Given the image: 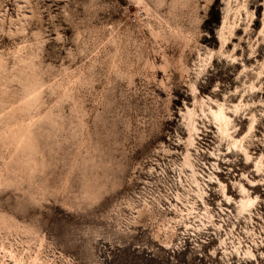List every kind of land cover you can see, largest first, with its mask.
Returning <instances> with one entry per match:
<instances>
[{
  "label": "rangeland",
  "instance_id": "obj_1",
  "mask_svg": "<svg viewBox=\"0 0 264 264\" xmlns=\"http://www.w3.org/2000/svg\"><path fill=\"white\" fill-rule=\"evenodd\" d=\"M0 264H264V0H0Z\"/></svg>",
  "mask_w": 264,
  "mask_h": 264
},
{
  "label": "bare ground",
  "instance_id": "obj_2",
  "mask_svg": "<svg viewBox=\"0 0 264 264\" xmlns=\"http://www.w3.org/2000/svg\"><path fill=\"white\" fill-rule=\"evenodd\" d=\"M252 87H253V85H252ZM237 109H238V103H233V106L230 107V106L226 105L224 102L217 101V100H216V107L215 108H212V107L210 108V110L212 111V114L214 115L215 119L217 120L218 128L222 131V133H223V131H225V133L228 132L227 130L229 129V126H230V124L232 122V118L226 112V110H237ZM187 111H189V109ZM190 119H192V118L190 117ZM254 119H255L254 114H251V119H250V123H249V126H248V132L251 130V128L253 126L252 124H253ZM191 122H192V120H191ZM190 125H191V128H190L191 131H196L197 130V126L194 123H190ZM242 137H244V136H242ZM242 137H240V138L232 137V140H233V142H236V141H240L241 142V140H242L241 138ZM189 140H190V142H192V140H193L192 133L189 135ZM243 149H244V152H245L246 156H249V153L247 151V148L246 147H243ZM186 162H187L186 164H188L189 167L192 170L191 171V174H192V177H193V181L198 186L197 193L199 194L201 201L204 203L205 210H206V212H208V215L210 217V216H212V213L210 211H208V209H207L208 208V203H206V201L204 199V196H203V194L206 193V189H205L204 185H201V181L196 177L197 171H195V169H194V164H192L189 161H186ZM254 164H255L256 170H258V172H259V170L261 169L262 164H263V162H262V153L259 154V156L255 160V163ZM243 175H244V173H243ZM247 178H248V180L253 185H255L257 183L253 179H250L248 176H247ZM208 180L210 182L211 181L218 182L219 185H220L222 194L224 195L226 201H228V202L234 201L236 203L239 211H245V212L251 211V208L254 206L255 202L258 199V195L257 194H255V195L250 194L249 193L250 192V189L243 182H241V181H237V185H238L239 191H240V193L242 195L240 197H238V198H234L230 194H228V192H227V190H228L227 183L224 182V181H222L221 179H219L218 176H216L214 174L212 175V173H211V174L208 175ZM203 182L206 184V186H209L208 185V182H206L205 180ZM189 212H191V209L190 210H187L186 213H189ZM180 214H182L181 216H184V213H180ZM185 224H187V223H185ZM246 253L251 258H254L255 257V253H254V251H253L252 248L251 249L248 248L246 250Z\"/></svg>",
  "mask_w": 264,
  "mask_h": 264
}]
</instances>
